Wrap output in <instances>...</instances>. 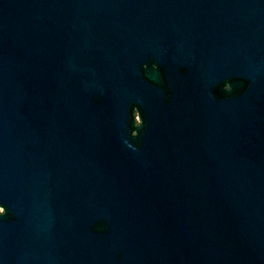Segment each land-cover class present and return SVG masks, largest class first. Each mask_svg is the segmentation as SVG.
<instances>
[{
  "label": "water",
  "instance_id": "obj_1",
  "mask_svg": "<svg viewBox=\"0 0 264 264\" xmlns=\"http://www.w3.org/2000/svg\"><path fill=\"white\" fill-rule=\"evenodd\" d=\"M0 264H264V0H0Z\"/></svg>",
  "mask_w": 264,
  "mask_h": 264
},
{
  "label": "rangeland",
  "instance_id": "obj_2",
  "mask_svg": "<svg viewBox=\"0 0 264 264\" xmlns=\"http://www.w3.org/2000/svg\"><path fill=\"white\" fill-rule=\"evenodd\" d=\"M0 211H3V209H2V208H0Z\"/></svg>",
  "mask_w": 264,
  "mask_h": 264
}]
</instances>
